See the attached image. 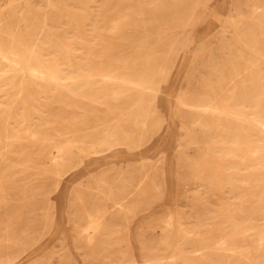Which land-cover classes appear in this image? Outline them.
Returning a JSON list of instances; mask_svg holds the SVG:
<instances>
[{"label":"rangeland","instance_id":"obj_1","mask_svg":"<svg viewBox=\"0 0 264 264\" xmlns=\"http://www.w3.org/2000/svg\"><path fill=\"white\" fill-rule=\"evenodd\" d=\"M0 74V264H264V0H0Z\"/></svg>","mask_w":264,"mask_h":264},{"label":"bare ground","instance_id":"obj_2","mask_svg":"<svg viewBox=\"0 0 264 264\" xmlns=\"http://www.w3.org/2000/svg\"><path fill=\"white\" fill-rule=\"evenodd\" d=\"M247 3V2H246ZM254 4V3H253ZM118 5H119V3H118ZM125 6H127V5H125ZM260 8V7H259ZM260 10H261V8H260ZM47 10H45V12H46ZM144 16V15H143ZM9 18V17H8ZM170 18V17H169ZM171 23V22H170ZM172 27H173V25H172ZM151 30V29H150ZM160 32V31H159ZM105 35V34H104ZM129 38V37H128ZM119 39V38H118ZM131 40V39H130ZM113 41V40H112ZM12 42H13V39H12ZM232 42H230V44H231ZM117 44V43H116ZM123 44H125V43H123ZM111 45V44H110ZM120 46V45H119ZM108 47V46H107ZM129 48V47H128ZM234 48V47H233ZM25 49V48H24ZM104 52V51H103ZM5 54V53H4ZM145 54V53H144ZM29 58H30V56H29ZM30 60H32V59H30ZM143 61V60H142ZM131 62V61H130ZM104 63V62H103ZM14 64H16V63H14ZM140 64H142V63H140ZM143 65V64H142ZM120 65H119V63H117L116 62V59L115 58H113V59H110L109 60V62H108V65L106 66V68H105V70H102L100 73V75L103 77V78H106V77H109V76H111V73L113 72V73H117L118 72V70H119V68H122V66L121 67H119ZM28 70H32L31 68H28ZM42 70V69H41ZM21 71L22 70H20V74H21ZM238 71V70H237ZM18 73V72H17ZM37 73V72H36ZM24 74V73H23ZM1 75V74H0ZM42 75V74H41ZM21 76V75H20ZM137 76H138V74H137ZM164 76V75H163ZM42 77H43V75H42ZM234 77V76H233ZM235 78V77H234ZM134 78H132V80H133ZM185 79V78H184ZM22 80V79H21ZM128 80V79H127ZM131 80V79H130ZM135 80V79H134ZM133 80V81H134ZM189 80V79H188ZM197 80V79H196ZM234 80V79H233ZM123 81H124V79H123ZM122 81V82H123ZM162 81V80H161ZM227 81V80H226ZM119 82V81H118ZM127 82V81H126ZM130 82V81H129ZM185 82V81H184ZM57 83V82H56ZM124 84H125V82H123ZM186 83V82H185ZM204 83V82H203ZM238 83V82H237ZM133 84H135V83H132V84H130V85H133ZM22 85V84H21ZM129 85V84H128ZM136 85V84H135ZM221 85V84H220ZM137 86V85H136ZM198 86H200V84L198 85ZM207 86V85H206ZM222 86V85H221ZM129 87V86H128ZM189 88H192V86H190ZM208 88H210V87H208ZM215 89V88H214ZM191 90V89H190ZM190 92V91H189ZM196 92V91H195ZM48 93V92H47ZM188 93V92H187ZM191 93H192V91H191ZM180 94V93H179ZM193 94H194V91H193ZM192 94V95H193ZM47 95V94H46ZM221 95V94H220ZM113 96V95H112ZM114 97V96H113ZM185 97V96H184ZM185 99H187L186 97H185ZM188 100V99H187ZM73 101H74V99H73ZM186 101V100H185ZM184 101V102H185ZM86 102V101H85ZM181 102V101H180ZM208 105H209V103H208ZM101 106V105H100ZM206 111H208L207 110V108H206ZM209 111H210V109H209ZM72 112V111H71ZM131 112V111H130ZM178 112V111H177ZM204 115V114H203ZM118 116V115H117ZM181 117V116H180ZM200 122V121H199ZM199 122H197V123H199ZM143 134H144V132H143ZM188 134V133H187ZM47 137V136H46ZM108 138V137H107ZM107 138H106V140H107ZM48 139V138H47ZM190 141V140H189ZM7 145V144H6ZM12 157V156H11ZM13 159H14V157H13ZM245 160V159H244ZM251 166H255V163H252L251 164ZM263 177V176H262ZM262 179V178H261ZM260 179V180H261ZM260 208V207H259ZM259 210V209H258ZM257 211V209H256V207L252 204V212H256ZM245 226V225H244ZM253 232V231H252ZM98 237V236H97ZM241 241V240H240ZM93 245V244H92ZM259 245V244H258ZM222 249V248H221ZM230 251V250H229ZM235 252V251H234ZM227 253V252H226ZM231 253V252H230ZM230 255V254H229ZM234 256H235V254H234ZM233 257V256H232ZM239 257H240V255H239ZM244 257V256H243ZM246 258H244V260H245ZM248 260V259H247ZM230 262V261H229ZM125 263V262H124ZM256 263V262H255Z\"/></svg>","mask_w":264,"mask_h":264}]
</instances>
